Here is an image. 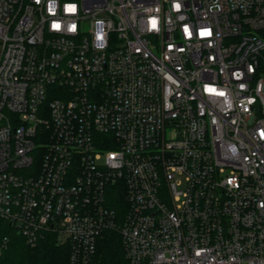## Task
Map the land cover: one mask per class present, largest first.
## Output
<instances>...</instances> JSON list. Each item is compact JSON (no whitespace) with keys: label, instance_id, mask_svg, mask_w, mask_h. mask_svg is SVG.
<instances>
[{"label":"built area","instance_id":"obj_1","mask_svg":"<svg viewBox=\"0 0 264 264\" xmlns=\"http://www.w3.org/2000/svg\"><path fill=\"white\" fill-rule=\"evenodd\" d=\"M108 230L125 264H264V0H0V264H99Z\"/></svg>","mask_w":264,"mask_h":264},{"label":"trees","instance_id":"obj_2","mask_svg":"<svg viewBox=\"0 0 264 264\" xmlns=\"http://www.w3.org/2000/svg\"><path fill=\"white\" fill-rule=\"evenodd\" d=\"M68 254V245L57 244L52 239L30 247L19 235H12L3 264H67ZM99 258V264H125L119 233L112 230L103 233L99 243Z\"/></svg>","mask_w":264,"mask_h":264},{"label":"snow or ice","instance_id":"obj_3","mask_svg":"<svg viewBox=\"0 0 264 264\" xmlns=\"http://www.w3.org/2000/svg\"><path fill=\"white\" fill-rule=\"evenodd\" d=\"M177 7H179V5H177ZM70 10H73V9H70ZM153 26H155V22H153ZM55 27H59V25H55ZM210 33L208 32H202L201 35H209ZM221 95H223V93H221Z\"/></svg>","mask_w":264,"mask_h":264}]
</instances>
